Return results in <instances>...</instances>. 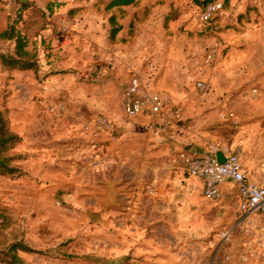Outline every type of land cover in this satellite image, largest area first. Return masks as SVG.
Returning <instances> with one entry per match:
<instances>
[{
  "label": "rangeland",
  "instance_id": "rangeland-1",
  "mask_svg": "<svg viewBox=\"0 0 264 264\" xmlns=\"http://www.w3.org/2000/svg\"><path fill=\"white\" fill-rule=\"evenodd\" d=\"M10 1L14 2L0 0V9L11 13L7 4ZM159 1L160 10L150 16L142 15L140 0L125 12L108 9L111 0L47 1V13L36 23L48 27L56 37L51 36L44 50L36 44L31 49L37 54L39 65L30 70L33 80L28 81L27 91L22 90L25 113L8 107L12 71L0 64V108L7 111L13 129L23 138L13 151L19 170L0 175V264L137 263L125 262L124 255L112 253L111 243H122L121 231L109 222L104 208L90 204L100 200L101 190L106 189L103 172L112 180V172H153L152 162L137 169V159L122 161L119 153L126 146L118 124L129 117L125 99L131 80L134 75L144 76L145 92L155 88L160 94L169 93L180 100L181 94L191 88L200 91L198 82L202 79L193 80L190 75L200 77L207 67L204 60L219 40V27L236 25L240 6L246 10L254 4L253 0H230L210 23L201 24L199 17L204 6L196 0ZM19 7L11 20L19 19ZM115 14L118 21L112 22ZM254 14L250 21L263 20L259 19L262 14ZM120 23L124 30L113 41L108 39L111 28ZM18 26L21 27L19 21ZM43 40L49 41L44 37ZM63 40L74 50L70 54L74 59L67 58L71 61L68 65L57 63L61 61ZM153 40L168 48L167 60L155 68L156 79L151 77L154 67L145 75L142 73V63H137L136 55L145 51L144 43ZM0 50L12 52L13 44L0 40ZM189 54L194 58H188ZM259 61L256 56L250 79L242 82L243 92L252 94L242 99L243 109L264 105V65ZM161 96L166 108L178 110L180 117L171 127L152 130L177 131L186 120L182 105ZM98 118H108L112 127L99 128L95 124ZM147 122L149 125L148 118ZM87 125H92V129L88 130ZM222 132L231 134L226 129ZM207 133L211 136L215 131ZM97 140H101L100 147ZM104 143L112 147L111 160L103 159ZM99 149L104 153H99ZM234 150L241 155L239 146ZM181 152L175 154L174 166L184 172L179 161ZM150 228L153 239L149 247L155 248L164 262L252 264L241 256L242 252L232 250V238H223L227 225L211 226L210 234L203 236L196 232L186 236L182 226L157 224ZM15 254L24 263L17 261Z\"/></svg>",
  "mask_w": 264,
  "mask_h": 264
},
{
  "label": "crops",
  "instance_id": "crops-1",
  "mask_svg": "<svg viewBox=\"0 0 264 264\" xmlns=\"http://www.w3.org/2000/svg\"><path fill=\"white\" fill-rule=\"evenodd\" d=\"M47 1L50 0H35L30 7L19 10L21 27H18L27 36L30 50L35 44L39 50H44L45 43L50 44L51 36L56 37L51 35L48 27L36 23V19L47 13ZM140 1L143 4L142 15L147 13L150 16L160 10L159 0ZM253 1L254 4L246 10L242 5L237 10L236 25L219 27V40L204 60L207 67L203 68L200 77L195 73L190 75L193 80L202 79L200 91L191 88L181 94V100L169 93L160 94L155 88L148 89L147 93L143 87L144 76L137 75L143 93L164 95L169 100L178 101L186 120L177 131L176 128L174 131L149 129L147 118L142 115L129 116L126 122L118 124L122 138H126V146L119 152L122 161L137 159V169H144L147 162L153 163V172H112L115 180L103 172L107 178L104 182L106 189L101 190L100 200L90 202L95 207L104 208L109 213V222L120 229L122 243L113 241L110 248L112 253L124 255L125 262L136 260V264H181L176 261L164 262L162 255L149 247L153 239L150 227L159 224L182 226L186 236H193L195 232L208 235L211 226L227 225L232 232V250L242 252L241 256L252 264H264V211L242 214L239 187L232 180L221 184L220 198L209 199L204 194L202 178L186 175L175 170L174 166L177 151L204 154L216 148L217 154L225 157L239 146L249 181L264 185V105L254 109L249 106L243 109L242 106V99L252 95L243 92L242 82L250 79L248 75L256 56L259 64L264 65V0ZM7 4L11 13L0 9V30L5 29L11 17L17 13L18 8L13 1ZM256 12L262 14L259 17L263 19L261 22L250 21ZM43 37L49 41L45 42ZM61 44L64 49L60 51L61 61L57 63L68 65L70 59H74L70 55L74 50L68 46L67 40L61 41ZM144 44L142 48L146 46L145 51L136 55L139 58L137 63H142L140 70L145 75L151 67H154V71L165 63L168 48H162L154 40ZM69 56L70 59H67ZM188 58L193 59V54H189ZM213 62L215 64L210 68ZM156 70L152 73V79L157 77ZM11 75L8 107L25 113L26 99L22 90L27 91L28 81L33 80L32 72L15 69ZM231 113L234 115L231 116ZM225 129L230 130L231 134L225 135L222 132ZM209 130H214L215 134L208 136ZM97 141V146H101V140ZM103 147L105 155L101 148L98 152L103 154V159L111 160L112 147L107 143ZM153 182L156 184L155 192L150 194L148 188ZM111 196L113 199H109ZM246 227L250 229L249 234L244 232ZM251 250L254 254L250 253Z\"/></svg>",
  "mask_w": 264,
  "mask_h": 264
},
{
  "label": "built area",
  "instance_id": "built-area-1",
  "mask_svg": "<svg viewBox=\"0 0 264 264\" xmlns=\"http://www.w3.org/2000/svg\"><path fill=\"white\" fill-rule=\"evenodd\" d=\"M223 7L224 0H213L206 4L199 17L200 23H210ZM199 85L203 86L201 82ZM125 112L130 117L142 115L148 118L150 120L148 128L150 129L171 127L176 119L180 117L178 110L166 108L165 102L159 94L143 93L141 90V80L137 75L133 76L129 89L126 92ZM233 115L231 113V116ZM95 124L104 130L112 127V122L108 118H98L95 120ZM86 128L90 130L92 129V125H87ZM179 161L185 174L203 179L204 194L207 198H220L221 184L227 180H232L239 187L240 210L242 214L246 215L255 211H264V185L253 184L249 181L238 150L225 154L224 161L219 160L216 148L204 154L181 152ZM155 186L154 182L149 186L148 191L150 194H154ZM244 232L249 234V227H246ZM231 235L230 229L222 232V236L225 239H230ZM252 252L251 250L250 253Z\"/></svg>",
  "mask_w": 264,
  "mask_h": 264
},
{
  "label": "trees",
  "instance_id": "trees-1",
  "mask_svg": "<svg viewBox=\"0 0 264 264\" xmlns=\"http://www.w3.org/2000/svg\"><path fill=\"white\" fill-rule=\"evenodd\" d=\"M197 3L206 4L213 0H196ZM139 0H111L108 9L125 12L126 7L135 5ZM230 0H224V7L228 6ZM14 3L19 7V10L30 7L32 4L26 0H14ZM223 7V8H224ZM116 15V14H115ZM113 15L112 22L118 21L117 15ZM123 29V24H117L116 27L109 31L108 39L112 41L117 38L118 33ZM0 40L8 41L13 44L12 52H5L0 50V64L5 67L7 71L31 70L38 68L37 54L28 49L29 41L18 27V19L11 20L8 26L0 30ZM22 136L13 129L9 120L7 111L0 108V175H11L19 170L15 164L17 156L14 154L15 148L22 142ZM18 248V246H14ZM26 249V248H25ZM17 261L24 263L23 258L15 254Z\"/></svg>",
  "mask_w": 264,
  "mask_h": 264
},
{
  "label": "water",
  "instance_id": "water-1",
  "mask_svg": "<svg viewBox=\"0 0 264 264\" xmlns=\"http://www.w3.org/2000/svg\"><path fill=\"white\" fill-rule=\"evenodd\" d=\"M217 156H218L219 160H221V161H224L225 160V157L221 153H218ZM109 199H113V197L112 198H109Z\"/></svg>",
  "mask_w": 264,
  "mask_h": 264
}]
</instances>
